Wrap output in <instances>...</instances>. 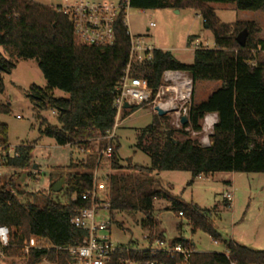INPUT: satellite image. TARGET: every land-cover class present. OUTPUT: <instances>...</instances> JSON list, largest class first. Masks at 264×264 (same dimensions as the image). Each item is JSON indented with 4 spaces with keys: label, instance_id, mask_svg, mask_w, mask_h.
Listing matches in <instances>:
<instances>
[{
    "label": "trees",
    "instance_id": "obj_1",
    "mask_svg": "<svg viewBox=\"0 0 264 264\" xmlns=\"http://www.w3.org/2000/svg\"><path fill=\"white\" fill-rule=\"evenodd\" d=\"M211 3H230L237 10L264 12V0H129L136 9H193L213 37V47H198L192 63L175 59L168 51L154 49L152 59L134 63L133 73L146 77L155 90L165 70L186 72L197 81H216L219 87L205 100L191 103L189 120L181 128L171 125L167 115H153L151 122L139 131L134 150L145 152L149 166L132 164L128 159L120 164L118 141H110L112 151L107 176V203L110 220L116 212L141 213L140 225L147 231L149 245L155 240L166 241L160 221L154 215L155 200L164 198L186 217L191 232L202 230L214 241H222L226 251H195L193 242L174 238L170 246L183 244L192 249L189 264H264V250L224 240L216 232L210 216L215 211L196 204H183L160 188L158 175L164 170H186L191 181L216 172L264 173V66L257 60L256 49L263 42L255 40L260 32L254 21L221 22ZM123 10L114 24L115 40L105 47L82 44L74 35L69 19L49 4L35 0H0V94L4 92L3 74H10L17 58H36L45 80V87L31 85L28 97L41 109L55 111L58 125L41 121L43 136L53 138L59 146L81 149L85 158L74 163L67 173L64 187L66 200H54L45 195L26 200L25 191L12 180L0 182V225L9 229L6 257L24 258L26 264L46 260L54 264H70L66 248L79 245L86 232L71 223L90 203L81 199L92 188L94 171L108 141L103 139L112 130L116 108L115 87L128 61L129 34L123 22ZM248 35L244 46L236 41L243 29ZM67 94L56 97L53 90ZM140 106L126 109L121 119ZM8 105L0 103V113H8ZM215 113L209 145L203 147L190 137L201 130V120ZM189 128V130H185ZM8 128L0 122V164L14 169L32 166L34 146H15L17 156L8 155ZM51 191H53L51 189ZM226 202V201H225ZM229 206L230 203L226 202ZM23 245L28 251L23 252ZM61 247V249H57ZM108 264H119V258L143 264L157 259L174 264L176 257L164 252L124 247Z\"/></svg>",
    "mask_w": 264,
    "mask_h": 264
},
{
    "label": "rangeland",
    "instance_id": "obj_2",
    "mask_svg": "<svg viewBox=\"0 0 264 264\" xmlns=\"http://www.w3.org/2000/svg\"><path fill=\"white\" fill-rule=\"evenodd\" d=\"M35 1L44 4L55 2V0ZM211 6L220 21L224 23L254 20L264 15V12L259 11L237 10L230 3H211ZM125 20L131 36L144 37L145 44L155 49L168 51L175 59L183 63H192L197 42L201 44L207 42L209 47H213L214 44L211 32L204 27L202 18L193 9L129 7ZM150 21L155 23L153 28H148ZM255 23L260 29V25ZM258 33L254 35L255 40H260ZM255 53L257 60L264 63V45L261 49L258 45ZM15 64L10 74H3L5 87L4 92L0 94V103L8 105L9 112L0 113V122L7 125V140L11 147L20 144L34 146L33 160L32 166L23 170L0 164V182L12 180L19 185L20 190L25 191L23 198L26 200H33L29 196V193H33L37 200L48 195L54 200L65 201L66 175L74 170L72 167L74 163L86 156L81 149L68 145L59 146L53 138L41 135L42 120L49 125H58L55 111L35 106L28 97V91L31 85L45 87L46 80L38 67L36 58H17ZM218 86L219 82L216 81H197L193 85V102L205 98ZM53 95L67 98V94L58 89L53 90ZM125 113L130 114L122 119L121 124L115 129L112 140L118 141L120 145L118 150L120 164L125 165L129 159L132 164L149 166V156L141 150H134V144L139 131L151 122L155 113L150 106L145 105L133 112L128 110ZM169 117L171 119V116ZM201 126L200 131L190 132V137L199 143L209 144L213 128L203 129V120H201ZM103 140L108 141V138L105 137ZM110 164L109 158L103 156L100 159L97 173L101 180H105L110 173L114 172ZM62 177L64 182L61 190L51 191L52 185ZM191 177V173L186 170H164L158 175L161 190L179 202L196 204L204 209L216 207L210 219L222 239H231L252 249L264 250V173L216 172L207 177H196L190 183ZM231 179L232 187L226 182ZM228 192L232 193L230 206L226 205L223 196ZM154 210V215L160 221L159 227L164 229L167 239L181 237L191 240L195 250L200 252L225 251L224 244L221 241H214L206 232L197 230L192 233L186 217L178 215L171 201L164 198L155 200ZM113 214L114 220L111 221L108 210H100L97 213L99 219L109 223L106 234L110 236L112 244L117 247L146 250L149 247L145 238L147 231L140 225L143 215L121 212ZM153 246H155L154 243ZM21 260L25 259L8 257L0 260V264H16Z\"/></svg>",
    "mask_w": 264,
    "mask_h": 264
},
{
    "label": "built area",
    "instance_id": "obj_3",
    "mask_svg": "<svg viewBox=\"0 0 264 264\" xmlns=\"http://www.w3.org/2000/svg\"><path fill=\"white\" fill-rule=\"evenodd\" d=\"M49 5L69 19L74 35L82 44L105 47L112 45L115 40L114 24L122 10L123 22L126 25L125 18L129 8V0H55ZM154 26V22L148 23V28ZM128 34L130 41L128 61L115 87V121L112 130L106 136L108 142L100 157L110 158L112 151L110 141L114 138L115 129L121 124L120 116L126 110L125 103L130 106H150L156 115L158 112H162L164 115L171 116V125L177 129L184 126L181 124L183 115H187L189 120L193 91L192 79L184 71L165 70L160 77L159 85L153 90L146 77L133 73V64L151 60L155 48L145 44L144 37L134 38L129 32ZM198 47L209 46L207 42L204 44L197 42L196 48ZM202 120L203 129L208 130L213 128L217 122V115L209 113ZM185 130H189V128H185ZM8 155L17 156L15 147L9 145ZM107 193V177L105 180H101L96 168L92 188L81 196V199L90 203V207L79 211L71 220V223L83 229L86 235L79 245L66 248L71 257L70 264H108L117 251L126 250L123 246L117 247L112 244L110 236L106 234L109 223L97 217L98 211L108 210ZM225 199L231 202L232 193H226ZM178 214L182 215L181 212ZM154 244L155 246L152 243L146 250L153 255L164 252L167 256L178 258L174 264H189L188 259L194 252V249L180 243L170 246L165 241L155 240ZM8 246L9 229L5 225H0V260L5 259V250ZM22 247L26 254L28 246L23 245ZM57 249H61V247H57ZM119 264L140 263L119 258ZM143 264L171 263L150 259L144 261Z\"/></svg>",
    "mask_w": 264,
    "mask_h": 264
},
{
    "label": "crops",
    "instance_id": "obj_4",
    "mask_svg": "<svg viewBox=\"0 0 264 264\" xmlns=\"http://www.w3.org/2000/svg\"><path fill=\"white\" fill-rule=\"evenodd\" d=\"M211 5V4H210ZM212 7V6H211ZM244 21H254V22H257L259 25H260V32L257 34L259 37L258 38H260V41H262L263 42V45H264V15H260L258 18H256V19H254V20H244ZM259 46H260V49H261V45L259 44ZM259 62H261L262 64H263V66H264V63L262 62V61H259ZM263 77H264V71H263ZM219 87V86H218ZM211 92H209V94H210ZM209 94H207L206 96H205V98H203V99H200V100H196L195 102H200V101H202V100H205L207 97H208V95ZM230 173H235V172H230ZM200 177H203V176H200ZM232 178H233V175H232ZM231 187H232V179L231 180H227L226 181ZM224 196V200H226L225 199V195H223ZM226 202H228L227 200H226ZM230 203V202H229ZM230 206V205H229ZM179 215V214H178ZM180 216V215H179ZM181 216H183V215H181ZM191 229V228H190ZM162 230H164V229H162ZM164 235H165V237H166V239H167V235H166V233L164 232ZM225 240V239H224ZM230 241H232V242H235L236 244H239V243H237L236 241H234V240H231V239H229ZM171 241V239H167V243H169V242ZM222 242V241H221ZM223 244H224V242H222ZM193 245H194V243H193ZM239 245H242V244H239ZM224 246H225V251H226V245L224 244ZM244 246V245H243ZM250 248V247H249ZM194 249H195V245H194ZM255 250H258V249H255ZM196 251V250H195ZM8 257H5V259H7ZM5 259H3V260H5ZM11 260V259H10ZM18 260H19V258H18ZM12 262H14V261H12ZM40 263H46V264H54V263H50V262H48V261H46V260H43L42 262H40ZM16 264H26V260H24V261H17L16 262ZM39 264V263H38Z\"/></svg>",
    "mask_w": 264,
    "mask_h": 264
},
{
    "label": "water",
    "instance_id": "obj_5",
    "mask_svg": "<svg viewBox=\"0 0 264 264\" xmlns=\"http://www.w3.org/2000/svg\"><path fill=\"white\" fill-rule=\"evenodd\" d=\"M247 35H248V31L247 29H243L240 33H238V35L236 36V41L237 43L240 45V46H244L245 45V42H246V38H247ZM131 106L127 103H125V108L126 109H129ZM158 115L159 116H162L164 115V113L162 112H158ZM188 122V116L187 115H183L181 117V124L182 125H185L186 123ZM203 147H207L209 144H201ZM63 182H64V177H62L60 180L56 181L53 185H52V190L54 192H58L61 190L62 188V185H63Z\"/></svg>",
    "mask_w": 264,
    "mask_h": 264
}]
</instances>
